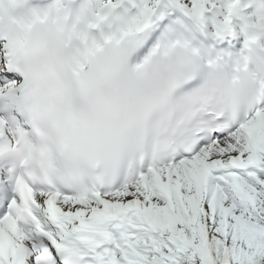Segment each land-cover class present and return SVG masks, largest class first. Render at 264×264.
<instances>
[{
  "label": "snow or ice",
  "instance_id": "obj_1",
  "mask_svg": "<svg viewBox=\"0 0 264 264\" xmlns=\"http://www.w3.org/2000/svg\"><path fill=\"white\" fill-rule=\"evenodd\" d=\"M8 2L31 24L0 25V264H264V0H106L86 32L71 0ZM53 130L82 190L12 151Z\"/></svg>",
  "mask_w": 264,
  "mask_h": 264
},
{
  "label": "clouds",
  "instance_id": "obj_2",
  "mask_svg": "<svg viewBox=\"0 0 264 264\" xmlns=\"http://www.w3.org/2000/svg\"><path fill=\"white\" fill-rule=\"evenodd\" d=\"M0 14L3 17L0 19V25H6L9 20H12L23 29L31 24V17L15 10L8 0H0ZM77 19L79 30L86 32L88 31L87 25L93 19V14L82 15ZM105 27L107 28V25ZM35 31L48 34L54 32V25L52 23L37 25ZM95 32L97 31L89 33L90 40L96 39ZM63 42L72 53H83L85 50V45L75 35L65 36ZM5 150L0 147V152ZM12 151L27 166L36 180H48L82 190L92 175V170L86 161L87 147L74 143L66 148L62 137L54 130L43 142L22 139L19 147L13 146Z\"/></svg>",
  "mask_w": 264,
  "mask_h": 264
},
{
  "label": "bare ground",
  "instance_id": "obj_3",
  "mask_svg": "<svg viewBox=\"0 0 264 264\" xmlns=\"http://www.w3.org/2000/svg\"><path fill=\"white\" fill-rule=\"evenodd\" d=\"M97 12V11H96Z\"/></svg>",
  "mask_w": 264,
  "mask_h": 264
}]
</instances>
